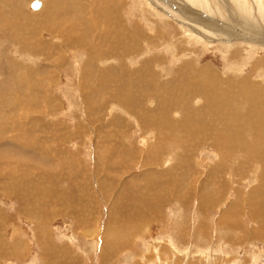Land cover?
I'll use <instances>...</instances> for the list:
<instances>
[{
	"label": "rangeland",
	"instance_id": "1",
	"mask_svg": "<svg viewBox=\"0 0 264 264\" xmlns=\"http://www.w3.org/2000/svg\"><path fill=\"white\" fill-rule=\"evenodd\" d=\"M33 1L35 0H12V2L0 0L2 19L12 24L9 28H4L5 31H0V163L4 160H11L17 163L19 161V163L26 165L22 169L24 168V174L27 176L25 175L23 179L19 180L22 186L26 189H31V184L35 183L33 181L38 180L37 183L41 185V192L42 187L45 191V193H42L43 197L50 199H41L39 201L37 200L38 196L32 199L33 203L46 205L44 210L50 209L51 206H62L57 215H50L49 212L44 211L42 215L36 218L35 213L39 211L34 212L30 207V203H28L29 201L31 202L32 196L29 197L28 201L25 196H22L23 192H20L19 196L21 198L18 201L15 198L6 196L0 189V264H264V144H258L251 149L249 147L222 150L220 155L208 146L201 147L203 150L199 147L202 151L198 148L200 152L196 154L197 156L195 155L194 162L186 161L187 164L183 162L185 164L183 165L180 161L183 156L179 154L180 152L183 153V147L181 148L173 141L169 142L165 136L167 132H158L151 126L148 127V120L145 118L146 112L151 111L152 107H154L152 110H156L157 106V109L166 112L167 117L175 116L174 119H178L181 113L180 107L185 104V101L183 93H180L182 85L177 82L175 73L185 61H193L197 58L199 66L208 65L211 69L215 67L223 75L232 77L236 75V78H239L242 70L248 71L250 65L255 63L256 59L264 57V49H262L264 47L249 49L251 44L240 39L238 35L234 34L235 37L232 36V32L228 29H226L228 34L225 33L222 36V34H210L205 29L198 28L207 33L206 36L209 35L211 36L210 38L217 39L216 44H211L208 37L202 38L200 35L194 34L195 27H191L190 24V30L185 27L186 16L202 13H193L184 2L185 0H37L43 4V7L36 12L30 9ZM217 1L213 0V2ZM243 1L244 3L249 1V4L253 6L259 3V0ZM46 2H49V5ZM110 3L113 6H110ZM111 8L115 10L114 28L121 34L124 31L129 34V37L131 35L137 37V53L134 55V52H131L133 58L130 56L129 60V54L123 57L126 67L122 70L118 69L114 80L109 77L102 78L99 75L100 70H103L105 66L117 65L118 62H121L119 50L115 49L116 46L114 45L115 42H118V38L115 33L112 34V30L109 28V22H111V27L113 22L109 20L110 16L113 17V14H109V10H112ZM7 11L18 12L25 16L23 18H14ZM48 11H58L60 15L58 14L53 18L49 16ZM104 18L106 19L104 20ZM205 19L208 18L205 16ZM26 20H29V23ZM99 20L102 21L99 22ZM61 21L63 22L61 23ZM0 24H4V22L1 20ZM108 30L107 42L106 33ZM188 31L192 32L195 37L187 39L185 34ZM227 36L228 38L232 36L233 40L231 42L224 40V37ZM90 37L91 39L88 40ZM64 38L65 42L70 44H65ZM36 40L38 44L35 43ZM125 40V47L129 49L131 40L128 37ZM45 41L48 46L43 44ZM77 41L79 42L77 43ZM206 41L209 43H206ZM59 45L62 46L60 47ZM106 50L110 51V53L112 51L115 53L117 62L105 56ZM245 51L246 53L249 52V55H245ZM240 55L242 56L240 57ZM150 59H154L152 61L156 64L154 67L139 69L145 61ZM245 59L248 64L243 69L242 61ZM234 63H236V67L234 66L236 69L232 66ZM80 64L81 66H78ZM230 67L235 71L232 72ZM55 69L56 71H54ZM142 70L150 71L149 75L144 76L137 84L127 80L129 77L139 74ZM53 71L54 74H52ZM170 71L175 73L172 74ZM90 73L92 74L90 75ZM94 73L95 76L93 75ZM168 74L170 76L174 75L173 77L171 76L174 80L168 79L171 78ZM246 74L247 72L242 75ZM260 77L264 79V74H261ZM260 77L258 80L261 79ZM80 80H82L81 84ZM53 81L55 82L53 83ZM167 82H171L172 86ZM172 82L175 85L179 84L180 87H173L174 84ZM89 85H91L90 88H88ZM148 86L150 89H148ZM124 87L127 89H124ZM169 88H172L174 92L166 93L165 90ZM88 90L91 93H88ZM101 91L103 95H101ZM119 92L120 94L115 96ZM85 94H88L87 96L91 100L86 98ZM151 94L152 96H149ZM135 95L142 98L137 97L136 99ZM47 100L49 101L47 102ZM95 101L97 103H94ZM147 102L149 103L148 106ZM132 103L134 105L139 103L140 106L137 107L135 105L136 108L131 105ZM162 103L165 107H161ZM125 104L128 107L124 106ZM172 105H174V108ZM134 109L139 111L135 112ZM140 112L141 114L143 113V116ZM141 116L145 118L144 121H147H142L143 118ZM120 119L124 121V125H119ZM128 126L131 127L129 128ZM29 130L31 133H29ZM94 131L95 134L93 135ZM54 133L58 134V138H53ZM126 134L128 137H126ZM129 135H132V137ZM162 135L165 137H161ZM105 136L107 137L106 139ZM154 138L156 140L163 139L166 142L163 145L167 144L168 148L163 150L162 147L155 146L154 142L156 140L154 141ZM170 139L181 140L182 136L177 134L176 136H171ZM24 140L25 142L29 140L39 141V144L44 149L42 156L40 157L36 151H22L19 145ZM150 144H152V148H149ZM34 148H38L37 143H35ZM146 148L148 149L146 150ZM162 150L167 155L162 153ZM259 150L261 152H258ZM174 151L176 152L175 154ZM123 155L126 156V159H124L125 156L123 157ZM161 155L162 157H160ZM218 155L224 159L221 160ZM236 155L239 156L235 157ZM172 157L175 159L171 160ZM118 158L119 160H117ZM255 158L256 161H253ZM23 159L25 162H23ZM209 162L214 165L211 163L212 166L210 167ZM236 162L241 166L236 172L238 175L236 174L234 180L232 177V179H229L228 172L224 169L238 166ZM173 164L186 171L188 173L187 177L194 178L186 182L181 179V182V177H179L174 185L175 187L173 186L171 189L170 187H164L165 181L163 180L164 176H162L164 173L160 174L158 171H165L163 169ZM188 164H190V167ZM257 167H260V169H257ZM240 170L241 172H239ZM16 171L18 173L22 172L17 169ZM2 172H7V170ZM209 173L212 176L214 175L212 177L214 182H211V178V183L209 181L204 183V176ZM14 174L16 173L14 172ZM223 175H226L228 180L221 179ZM37 177L42 178V184L40 178ZM195 177L197 182L193 183ZM15 178L18 177L15 176ZM215 179L219 180L217 181L218 183ZM151 183L153 184L152 186H150ZM177 186L178 188H176ZM126 187L130 188L131 191L129 198L126 196ZM36 191H38L37 188L34 191V195ZM38 192H36L37 195ZM171 192L174 193L172 194ZM186 192L189 194L188 201H186V204L187 202L188 204L183 205L184 202L175 199V196L182 194L184 197ZM199 196L204 197L202 199ZM50 202H53V204L50 205ZM236 202L239 206L236 205ZM239 202H241V206ZM70 205L73 208L69 207ZM149 206L151 209H149ZM228 206L231 210L228 209ZM260 207H263V210ZM135 210L137 212L138 210L143 211V213L141 212L142 214L137 216ZM261 210L262 212H260ZM121 212L126 217L131 214L135 215L137 218L135 230L132 231V229H127L126 226L118 224ZM250 212H252V216ZM228 213H230V216H228ZM261 213L263 216H258ZM147 215L148 217H146ZM149 217L151 219L146 220ZM233 226L235 229H233ZM37 227L38 229L42 227L39 234L36 231ZM257 232L263 235L261 236ZM45 240L46 244L44 243ZM6 245L8 247L15 246L17 250L15 249L16 253H13L14 256L6 258L4 257L6 253L1 255V251L5 252ZM179 250L182 251L179 252Z\"/></svg>",
	"mask_w": 264,
	"mask_h": 264
},
{
	"label": "bare ground",
	"instance_id": "2",
	"mask_svg": "<svg viewBox=\"0 0 264 264\" xmlns=\"http://www.w3.org/2000/svg\"><path fill=\"white\" fill-rule=\"evenodd\" d=\"M2 1H11L12 0H2ZM56 1V0H55ZM65 1V0H64ZM216 1V0H215ZM248 1V0H247ZM252 1H255V0H252ZM15 2V1H14ZM39 2V1H38ZM95 2V1H94ZM103 2V1H102ZM187 6L189 7V9L193 12V13H202V14H199V15H194V16H189L187 15L186 16V25L185 27H187L188 29L190 28V25L191 27H195V32L194 34H197V35H200L202 38H205V37H208L210 39V43H214L216 44L217 43V39H213V38H210L211 36H206L207 33H204L202 30L198 29V28H203L205 29L208 33L210 34H214V35H221L223 36V34H228L226 32V29H228L229 31L232 32V36L235 35H238L240 39H243L245 41H247L249 44H251V48L249 47V49H252V48H255L257 49L256 47H264V0H259V3L255 4V6L249 4V1L246 3H244L243 0H218L217 2H213V0H185L184 1ZM40 3V2H39ZM49 3V2H48ZM46 2V4H48ZM80 3V2H79ZM4 4V3H3ZM41 6L40 8L42 9L43 7V4L40 3ZM111 4V3H110ZM254 4V3H253ZM5 5V4H4ZM49 5V4H48ZM50 5H51V2H50ZM54 5V4H53ZM61 5V3H60ZM102 5V4H101ZM107 5V4H105ZM120 5H121V2H120ZM119 5V6H120ZM181 5V4H180ZM183 5V4H182ZM76 6V5H75ZM74 6V7H75ZM96 6V5H95ZM108 7L110 6H113L112 4L109 6L107 5ZM176 6V5H175ZM5 7V6H3ZM61 7V6H60ZM98 8H100L99 6H97ZM106 7V6H105ZM117 7V6H116ZM171 7V6H170ZM169 7V8H170ZM182 7H186V6H182ZM7 8V7H5ZM40 8H38L37 10H34V9H30L33 10V11H38ZM89 8V7H88ZM96 8V9H98ZM12 9V8H11ZM40 9V10H41ZM55 9V8H54ZM75 9H78V8H75ZM112 9V8H111ZM180 9V8H178ZM0 10H2V8H0ZM16 10V9H15ZM66 10V8H65ZM90 10V9H89ZM102 10V9H101ZM184 11V9H182ZM45 11V10H44ZM8 14H11L14 18H17V17H24L25 15H22V14H19L18 12L17 13H12V11H7ZM106 12V11H105ZM49 14V16L51 17H56L58 14L60 15V12L58 11H48L47 12ZM81 13V12H80ZM87 13V12H86ZM103 13V12H102ZM107 13V12H106ZM114 13H115V10L112 9V10H109V14H113V17L110 16L109 17V20L110 21H113L112 22V27H111V22H109V28L112 30V34L115 33L117 38H118V42H115L114 45L116 46L115 49H118L119 50V53H120V57H121V62L116 65H113V66H105V68L103 70H100L99 72V75L102 77V78H107L109 77L111 80H114L116 79V76H117V71L118 69L122 70L124 69V67H126L125 63H124V60H123V57H125L126 55L129 54V58L128 60L130 59V56L133 58V55H131V52H134V55L137 53V37H135V35H131V37H129V34L125 33L123 31V33L121 34L120 32H118L115 28H114ZM181 13V12H180ZM183 13V12H182ZM171 14V13H170ZM40 15V14H39ZM66 15V14H65ZM78 15V14H77ZM80 15V14H79ZM82 15V13H81ZM98 15V14H97ZM182 15V14H181ZM201 15H205L208 19H205V16H201ZM185 16V15H184ZM9 17V16H8ZM12 17V18H13ZM87 17V15H86ZM93 17V16H92ZM96 17V16H94ZM161 17V16H160ZM177 17V16H176ZM180 17V16H179ZM75 18V17H74ZM101 18V17H100ZM99 18V19H100ZM9 19V18H8ZM39 19V18H37ZM42 19V18H41ZM47 19V17H46ZM63 19V18H62ZM79 19V18H78ZM103 19V18H102ZM106 18H104L105 20ZM181 19V17H180ZM1 20L4 22V24H0V31L3 32L5 31V29H7V27L9 28L12 24L9 23V21H4V19H2V14L0 12V22ZM14 20V19H13ZM44 20V19H43ZM52 20V19H51ZM64 20V19H63ZM66 20V19H65ZM88 20V19H87ZM92 20V18H91ZM103 20V21H104ZM28 21L29 23V20H26ZM46 21V20H45ZM102 21V20H99V22ZM183 21H184V18H183ZM24 22V21H23ZM22 22V23H23ZM48 22V21H47ZM57 22V21H56ZM63 21H61L62 23ZM92 22V21H91ZM13 23V22H12ZM26 23V22H25ZM68 23V22H67ZM72 23V22H71ZM88 23V22H87ZM105 23V22H103ZM75 24V23H74ZM106 24V23H105ZM190 24V25H189ZM26 25V24H25ZM68 25V24H67ZM48 26V24H47ZM89 26V25H87ZM119 26V25H117ZM121 26V25H120ZM124 26V25H123ZM126 26V25H125ZM60 27V26H59ZM91 27V26H90ZM61 28V27H60ZM70 28V27H69ZM74 28V27H73ZM79 28V27H78ZM76 28V29H78ZM186 28V29H187ZM25 29V28H24ZM51 29V28H50ZM109 29V30H110ZM119 29V27H118ZM187 29V30H188ZM191 29V28H190ZM189 29V30H190ZM48 30V28H47ZM65 30V29H64ZM74 30V29H73ZM109 30L107 31L106 33V40L108 42V33H109ZM185 30V31H187ZM70 31V30H69ZM95 31V30H94ZM30 32V31H29ZM41 32V31H40ZM53 32V31H52ZM59 32V31H58ZM61 32V31H60ZM80 32V31H79ZM97 32V31H96ZM102 32V31H101ZM106 32V31H105ZM32 33V32H31ZM49 33V32H48ZM68 33V32H67ZM71 33V32H70ZM84 33V32H83ZM185 33V32H184ZM261 33V34H259ZM54 34V33H53ZM60 34V33H59ZM69 34V33H68ZM101 34V33H100ZM192 32L188 31L186 32L185 34V37L188 38H194L195 35H194ZM40 35V34H39ZM230 35V34H229ZM55 36V35H54ZM57 36V35H56ZM74 36V35H73ZM79 36V35H78ZM89 36V35H88ZM225 36V35H224ZM229 37H224V40H227V41H230L233 40V38ZM62 37V36H60ZM71 37V36H70ZM69 37V38H70ZM77 37V35H76ZM84 37V36H83ZM128 37L131 42L129 44V49H127L125 47V38ZM235 37V36H234ZM52 38V37H51ZM88 38V37H87ZM86 38V39H87ZM58 39V38H57ZM75 39V38H74ZM82 39V38H81ZM91 37L88 39L90 40ZM96 39V38H95ZM198 39V38H196ZM238 39V38H237ZM40 40V39H38ZM42 40V39H41ZM49 40V39H48ZM61 40V39H60ZM76 40V39H75ZM85 40V39H84ZM84 40H82L84 42ZM97 40V39H96ZM199 40V39H198ZM219 40V39H218ZM65 38H64V43L65 44H70V43H67L65 42ZM69 41V40H68ZM71 41V40H70ZM93 41V40H92ZM191 41V40H190ZM200 41V40H199ZM37 42V40L35 41V43ZM46 42V41H45ZM43 42V44L47 45V42L45 43ZM76 42V41H75ZM79 41H77L78 43ZM89 42V41H88ZM202 42V41H201ZM204 42V41H203ZM223 42V41H222ZM76 43V44H77ZM200 43V42H199ZM206 43H209L206 41ZM205 43V44H206ZM233 43V42H232ZM38 44V43H36ZM40 44V43H39ZM42 44V45H43ZM60 44V43H59ZM80 44V43H79ZM90 44V43H89ZM104 44V43H103ZM201 44V43H200ZM203 44V43H202ZM237 44V42H236ZM240 44V43H239ZM248 44V45H249ZM78 45V44H77ZM186 45V44H185ZM208 45V44H207ZM224 45V44H223ZM232 45V44H231ZM235 45V44H234ZM241 45L243 46V43L241 42ZM240 45V46H241ZM254 45V46H252ZM48 46V45H47ZM46 46V47H47ZM60 47L62 45H59ZM66 46V45H65ZM97 46V45H96ZM95 46V47H96ZM105 46V45H104ZM218 46V45H217ZM233 46V45H232ZM250 46V45H249ZM42 47V46H41ZM45 47V46H44ZM43 47V48H44ZM71 47V46H70ZM84 47V46H83ZM90 47V46H89ZM94 47V46H93ZM101 47V46H100ZM99 47V48H100ZM219 47V46H218ZM235 47V46H233ZM247 47V46H246ZM34 48V47H33ZM50 48V47H49ZM52 48V47H51ZM56 48V47H55ZM99 48H98V51H99ZM139 48V47H138ZM232 48V47H231ZM88 49V48H87ZM95 49V48H94ZM186 49V48H185ZM190 49V48H189ZM217 49V48H215ZM222 49V48H221ZM229 49V48H228ZM254 49V50H255ZM264 49V48H262ZM38 50V49H37ZM54 50V49H53ZM97 50V49H96ZM95 50V51H96ZM253 50V49H252ZM259 50V48H258ZM23 51V50H22ZM25 51V50H24ZM28 51V50H27ZM61 51V49H60ZM75 51V50H74ZM89 51V50H88ZM220 51V49H219ZM240 51V50H239ZM250 51V50H249ZM17 52V51H16ZM54 52H57V51H54ZM72 52V50H71ZM45 53V52H44ZM59 53V51H58ZM68 54V52H66ZM223 53V52H222ZM46 54V53H45ZM133 54V53H132ZM245 55H249V52L244 53ZM34 55V54H32ZM37 55V54H36ZM40 55V53H39ZM38 55V56H39ZM43 55V54H42ZM51 55V54H50ZM58 55V54H57ZM60 56V54H59ZM68 56V55H67ZM106 57H109L110 59L114 60L117 62L116 60V55L115 53L112 51L110 53V51L106 50V54H105ZM104 56V58H105ZM242 55H240L241 57ZM28 57V56H27ZM47 57V56H46ZM49 57V56H48ZM53 57V56H52ZM245 57H248V56H245ZM249 58V57H248ZM58 59V58H57ZM126 59V58H125ZM136 59V58H134ZM63 60V59H62ZM85 60H90V59H85ZM99 60V59H98ZM101 60V59H100ZM154 59H150V60H147L145 61L141 67H139V69H148L149 67L152 68L154 67L155 62H152ZM39 61V60H38ZM103 61V60H102ZM231 61V60H230ZM237 61V60H236ZM64 62V61H63ZM82 62V61H81ZM129 62V61H128ZM228 62V61H226ZM225 62V63H226ZM243 64H242V68L244 69V67L246 66V64H248V62H246V59L244 61H242ZM84 63V62H82ZM105 63V62H104ZM103 63V64H104ZM237 63V62H236ZM236 63H234L232 66L236 67ZM38 64V63H36ZM59 64V63H58ZM96 64V63H95ZM94 64V65H95ZM99 64V63H98ZM97 64V66H98ZM131 64V63H130ZM162 65V64H161ZM202 65V64H201ZM231 65V64H230ZM238 65V64H237ZM50 66V65H49ZM66 66V65H65ZM64 66V67H65ZM78 66H81L78 65ZM77 66V67H78ZM86 66V65H85ZM89 66V65H88ZM102 66V65H100ZM120 66V67H119ZM160 66V64H159ZM41 68V66H39ZM232 67V68H233ZM234 67V69H236ZM240 67V65H239ZM15 68V67H14ZM63 68V67H62ZM61 68V69H62ZM91 68V67H89ZM130 68V67H129ZM128 68V69H129ZM178 68V67H177ZM226 68V67H225ZM238 68V67H237ZM16 69V68H15ZM84 69H86L84 67ZM91 69H94V68H91ZM156 69V68H155ZM231 69V67H230ZM248 69V68H247ZM46 70V69H44ZM58 70H59V67H58ZM82 71V69H80ZM173 70V69H172ZM232 70V69H231ZM239 70V69H238ZM38 71V70H37ZM47 71V70H46ZM56 71V69L54 70ZM54 71L52 74H54ZM87 71V69H86ZM89 71H92V70H89ZM94 71V70H93ZM92 71V72H93ZM96 71V70H95ZM157 71V69H156ZM230 71V70H229ZM228 71V72H229ZM235 71V70H234ZM232 70V72H234ZM21 72V71H20ZM50 72V71H49ZM52 72V70H51ZM85 72V70H84ZM150 72V71H149ZM149 72L147 70H142L139 74H136L134 75L133 77H129L127 80L131 83H138V81L140 79H142L144 76H148L149 75ZM158 72V71H157ZM172 71H170L171 73ZM226 72H227V68H226ZM245 72H247L246 75H242L244 74ZM14 73V72H13ZM25 73V72H23ZM86 73V72H85ZM124 73V72H123ZM175 73V72H174ZM172 72V74H174ZM225 73V72H223ZM240 73V71H239ZM16 74V72H15ZM61 74V73H60ZM78 74V73H77ZM81 74V73H80ZM87 74V73H86ZM92 73H90L91 75ZM130 74V73H129ZM241 74V73H240ZM242 74L239 78H236L237 76L235 75V77H232V76H229V75H223L221 73L218 72L217 69H215V67H212V69L210 68V66L206 65V66H199V61L197 60V58L195 60H187L185 61V63H183L179 70H177V72L175 73V78L177 80L178 83H180L182 85V89L180 87V85H175L173 82V87L175 86H179L180 87V90L181 92L180 93H183V97H184V101H185V104L180 107L181 108V113L178 117V119H174V117H167L166 116V112L165 111H161L159 109H157V106H156V110H152L154 107H152L151 111H147L146 112V116L145 118L148 120V127L151 126L155 131H158V132H167V135L166 138L167 140L170 142V141H173L175 143H177L179 146H181V148L183 147V153L184 155H182L183 153L180 152L179 154L181 156H183L180 161L181 163L183 164V162L185 164H187L186 161H190V162H194L195 160V155L196 154H199L198 152L202 151L203 149L201 147H204V146H208L209 148H211L212 150H214L216 153H218L220 155V151L222 150H232L234 148H253L255 146H257L258 144H261L263 143L264 144V79L261 76V74H264V57H260L258 59H256V62L255 63H252L250 65V68L248 71H245V70H242ZM14 75V74H13ZM55 75H57L55 73ZM89 75V74H88ZM95 76V73L93 74ZM127 75V74H125ZM170 76V74H168ZM234 75V74H232ZM26 76V75H25ZM29 76V75H28ZM43 76V75H42ZM47 76V75H46ZM79 76V75H77ZM86 76V75H85ZM157 76H160V75H157ZM172 76V75H171ZM170 76V77H171ZM174 76V75H173ZM172 76V77H173ZM239 76V75H238ZM16 77V76H15ZM24 77V76H23ZM35 77V76H34ZM76 77V76H75ZM81 77V76H79ZM84 77V76H83ZM122 77H124V75H122ZM168 78V79H173V78ZM259 77L261 78L260 80ZM50 78V77H49ZM54 78V77H53ZM56 78V77H55ZM58 78V77H57ZM78 78V77H77ZM86 78V77H84ZM95 78V77H94ZM257 78V80H256ZM15 79V78H14ZM19 79V78H18ZM36 79V78H35ZM48 79V78H47ZM83 79V78H81ZM98 79V78H96ZM100 79V78H99ZM27 80V78H26ZM38 80V78H37ZM79 80V79H78ZM77 80V81H78ZM84 80V79H83ZM87 80V79H85ZM94 80V79H93ZM174 80V79H173ZM171 80V81H173ZM175 80V81H176ZM56 81V80H55ZM53 81V83L55 82ZM58 81V79H57ZM81 81L80 80V84H81ZM90 81V80H89ZM97 81V80H96ZM166 81H168L166 79ZM170 81V80H169ZM25 82V81H24ZM34 82V81H33ZM126 83H128L127 81H125ZM44 83V82H43ZM48 83V82H47ZM95 83V82H94ZM111 83V81H110ZM165 83V82H164ZM167 83H170L169 85H171V82H167ZM166 83V85H167ZM176 83V82H175ZM51 84V83H50ZM98 84V83H97ZM78 85V83H77ZM130 85V84H129ZM21 86V85H20ZM33 86V85H32ZM79 86V85H78ZM91 85H89L88 88H90ZM97 86V85H96ZM112 86V84H111ZM172 86V85H171ZM38 87V86H37ZM85 87V86H83ZM103 87V85H102ZM109 87V86H107ZM127 87V86H126ZM131 87V86H130ZM133 87V86H132ZM86 88V87H85ZM95 88V87H94ZM93 88V90H94ZM100 88V87H99ZM115 88V87H114ZM117 88V87H116ZM128 88V87H127ZM124 87V89H127ZM135 88V87H134ZM145 88V87H144ZM118 89V88H117ZM136 89V88H135ZM148 89H150V87L148 86ZM152 89V87H151ZM154 89V88H153ZM36 90V89H35ZM38 90V89H37ZM91 89V91H93ZM97 90H98V87H97ZM96 90V91H97ZM101 90V88H100ZM130 90V89H128ZM143 90V89H142ZM85 91V90H84ZM99 91V90H98ZM106 91V90H105ZM117 91V90H116ZM123 91V90H122ZM144 91V90H143ZM149 91V90H147ZM30 92V91H29ZM34 92V91H33ZM94 92V91H93ZM100 92V91H99ZM110 92V91H109ZM127 92V91H126ZM140 92H141V89H140ZM155 92V91H154ZM166 93H173L174 90L172 88H169V89H166L165 90ZM41 93V92H40ZM88 93H91L89 92L88 90ZM81 94V93H80ZM84 94V93H83ZM108 94V93H107ZM120 92L118 94H115L116 95H119ZM131 94V93H130ZM139 94V93H137ZM150 94V93H149ZM178 94V93H177ZM176 94V95H177ZM88 95V94H87ZM85 94V96H87ZM90 95V94H89ZM101 95L102 94V91H101ZM122 95V93H121ZM180 95V94H179ZM81 96V95H80ZM92 96V95H91ZM105 96V95H104ZM103 96V97H104ZM149 96H152L149 95ZM94 97V96H93ZM96 97V96H95ZM136 97V95H135ZM138 97V95H137ZM136 97V99H137ZM140 99L142 98L141 96H139ZM138 97V98H139ZM166 97V96H165ZM22 98V97H21ZM86 98H89L88 96ZM110 98V97H109ZM129 98V96H128ZM131 98V97H130ZM147 98H150V97H147ZM155 98V97H154ZM163 98V97H162ZM107 99V98H106ZM111 99V98H110ZM135 99V98H134ZM135 99V100H136ZM150 99H153V98H150ZM186 99H187V102H186ZM29 100V99H28ZM86 100V99H85ZM89 100H91L89 98ZM95 100V99H94ZM102 100V99H100ZM121 100V99H120ZM132 100V99H130ZM139 100V99H138ZM145 100H147L145 98ZM160 100V99H159ZM168 100V99H167ZM173 100V99H172ZM183 100V99H182ZM49 100H47L48 102ZM93 101V100H92ZM119 101V100H118ZM143 101V100H142ZM148 101V100H147ZM181 101V99H180ZM44 102V101H43ZM51 102V101H50ZM49 102V103H50ZM88 102V101H86ZM128 102V101H127ZM131 102V101H130ZM136 102V101H135ZM139 102V101H137ZM150 102V101H149ZM151 102H153L151 100ZM150 102V103H151ZM163 102V101H161ZM166 102V101H165ZM164 102V103H165ZM174 102V101H173ZM34 103V102H33ZM45 103V102H44ZM90 103V101H89ZM94 103H97L96 101ZM104 103V102H103ZM107 103V102H106ZM114 103V102H113ZM121 103H122V100H121ZM126 103V102H125ZM143 103V102H142ZM141 103V104H142ZM148 103V102H147ZM169 103H170V100H169ZM199 103V104H197ZM24 104H25V100H24ZM38 104V103H37ZM55 104V103H54ZM127 104V103H126ZM126 104L124 106H126ZM179 104H182V103H179ZM39 105V104H38ZM46 105V104H45ZM52 105V103H51ZM88 105V104H87ZM109 105V104H108ZM130 105V104H129ZM131 105H134V103H132ZM130 105V106H131ZM136 105V104H135ZM134 105V106H135ZM143 105H145V103H143ZM149 105V103L147 104V106ZM177 105V104H176ZM25 106V105H24ZM92 106V104H91ZM104 106V105H103ZM118 106V105H117ZM137 107L140 106L139 103L138 105H136ZM135 106V107H136ZM142 106V105H141ZM152 106V104H151ZM150 106V107H151ZM155 106V105H154ZM159 106V105H158ZM164 106L163 103L161 105V107ZM174 105H172L173 107ZM54 107V106H53ZM86 107V105H85ZM89 107V106H88ZM87 107V108H88ZM96 107V106H95ZM128 107V106H126ZM125 107V108H126ZM136 107V108H137ZM143 107V106H142ZM145 107V106H144ZM160 107V108H161ZM165 107V106H164ZM47 108V106H46ZM100 108V107H99ZM117 108V107H116ZM119 108V107H118ZM134 108V107H133ZM133 108H129V109H133ZM174 108V107H173ZM85 109V108H84ZM91 109V107H90ZM102 109V107H101ZM106 109V108H105ZM128 109V108H127ZM149 109V108H148ZM57 110V109H56ZM93 110V108L91 109ZM97 110V109H96ZM124 110V109H123ZM138 110V109H137ZM136 110V111H137ZM143 110V109H142ZM146 110V109H145ZM144 110V111H145ZM164 110V109H163ZM169 110V109H168ZM171 110V109H170ZM18 111V110H17ZM38 111V110H37ZM100 111V110H99ZM135 111V109H134ZM135 111V112H136ZM139 111V110H138ZM172 111V110H171ZM90 112V110H89ZM98 112V111H97ZM109 112V111H108ZM48 113V112H47ZM84 113V112H83ZM121 113V112H120ZM124 113H126L124 111ZM22 114V113H21ZM24 114V113H23ZM38 114V113H37ZM141 114V112H140ZM143 114V113H142ZM141 114V115H142ZM173 114V113H172ZM175 114V113H174ZM25 115V114H24ZM36 115V114H35ZM89 115V113H88ZM92 115V114H91ZM96 115V114H95ZM129 115V114H128ZM176 115V114H175ZM31 116V115H30ZM85 116L87 117V115L85 114ZM143 116V115H142ZM141 116V117H142ZM22 117V116H21ZM83 117V116H82ZM114 117V116H113ZM134 117V116H132ZM140 117V116H139ZM138 117V118H139ZM27 118V117H26ZM33 118V117H32ZM93 118V117H92ZM143 118V117H142ZM141 118V119H142ZM142 121H144V119ZM14 119V118H13ZM35 119V118H33ZM16 120V119H15ZM38 120V119H37ZM114 120V118H113ZM121 120V119H120ZM146 120V121H147ZM18 121V120H17ZM16 121V122H17ZM22 121V120H21ZM98 121V119H97ZM127 121V120H126ZM136 121V120H135ZM144 121V122H146ZM91 122V121H90ZM96 122V121H95ZM25 123V122H24ZM17 124V123H16ZM41 124V123H40ZM114 124V123H113ZM124 121L121 120V122H119V125H124ZM128 124V123H127ZM134 124V123H133ZM142 124V123H141ZM24 125V124H23ZM37 125V124H36ZM138 125V124H137ZM90 126V125H89ZM139 126V125H138ZM143 126V125H142ZM145 126V125H144ZM146 126V127H147ZM37 127V126H36ZM93 127V126H92ZM129 127V126H128ZM131 127V126H130ZM129 127V128H130ZM140 127V126H139ZM39 128V126H38ZM76 128V127H75ZM127 128V127H125ZM133 128V127H132ZM138 128V127H137ZM6 129V128H5ZM31 129V127H30ZM37 129V128H36ZM97 129V128H96ZM120 129V128H119ZM122 129V128H121ZM124 129V128H123ZM10 130V129H9ZM131 130V129H130ZM151 130V129H150ZM34 131V130H33ZM32 131V132H33ZM77 131V130H76ZM137 131V130H136ZM81 132V131H80ZM97 132V131H96ZM125 132V130H124ZM129 132V131H128ZM135 132V131H134ZM133 132V134H134ZM29 133H31V131L29 130ZM60 133V132H59ZM107 133V132H106ZM116 133V132H115ZM126 133V132H125ZM124 133V134H125ZM130 133V132H129ZM148 133V132H147ZM71 134V133H70ZM84 134V133H83ZM89 134V133H88ZM95 134V131L93 133V135ZM132 134V133H131ZM177 134L181 135L182 136V139L181 140H172L170 139L171 136H176ZM112 135V134H111ZM115 135V134H114ZM161 135V134H160ZM24 136V135H23ZM92 136V135H91ZM122 136V135H121ZM132 137V135H129ZM150 136V135H149ZM152 136V135H151ZM165 136H161V137H165ZM52 137V136H51ZM57 137L58 138V134L57 133H54L53 135V138ZM98 137V136H97ZM126 137H128V135L126 134ZM157 137V136H156ZM160 137V136H159ZM30 138H33V137H30ZM90 138V137H89ZM107 137L105 136V139ZM165 138V139H166ZM178 138V137H177ZM95 139H96V136H95ZM113 139V138H112ZM153 139V137H152ZM159 139V138H158ZM176 139V138H175ZM13 140V139H12ZM116 140V139H115ZM130 140V139H129ZM145 140V139H144ZM156 139L154 138V141ZM123 141H126V140H123ZM122 141V142H123ZM153 141V142H154ZM107 142V141H106ZM119 142V141H118ZM148 142V141H147ZM35 143H37L38 145V148H34L35 147ZM117 143V142H116ZM149 143V142H148ZM157 146V147H162L163 150L164 149H167L168 148V145H163L164 143H166L163 139H159V140H156L154 142ZM168 143V142H167ZM122 144V143H121ZM124 144V143H123ZM169 144V143H168ZM100 145V144H98ZM120 145V144H119ZM144 145V144H143ZM172 145V144H171ZM170 145V147H171ZM21 147V150L23 151H36L39 153V156L41 157L43 152H44V149L43 147L41 146V144H39V141L37 142H34L33 140H29L27 142H24L23 143H20L19 145ZM110 146V145H109ZM148 146V145H147ZM152 144H150L149 148H152L151 147ZM173 146V145H172ZM156 147V148H157ZM202 149H200V148ZM108 148V147H107ZM155 148V147H154ZM161 148V149H162ZM174 148V147H173ZM198 148L200 149V151L198 150ZM129 149V148H128ZM148 148H146L147 150ZM159 150V148H157ZM170 149V148H169ZM260 149V148H258ZM20 150V149H19ZM100 150V149H99ZM110 150V149H109ZM162 150V153H165L164 151ZM176 150V149H175ZM238 150V149H237ZM103 151V150H101ZM167 151V150H165ZM177 151V150H176ZM249 151V150H248ZM93 152V151H92ZM109 152V151H108ZM123 152V151H122ZM126 152V151H124ZM128 152V151H127ZM130 152V151H129ZM137 152V151H136ZM153 152V151H152ZM251 152V150H250ZM249 152V153H250ZM258 152H261L260 150ZM4 153V152H3ZM21 153V152H20ZM95 153V152H94ZM105 153V152H104ZM151 153V152H149ZM148 153V154H149ZM171 153V152H170ZM176 152L174 151V154ZM246 153V152H245ZM254 153V152H253ZM19 154V153H18ZM36 154V153H35ZM146 154V153H145ZM154 154V153H153ZM258 154V153H257ZM21 155V154H20ZM38 155V154H37ZM130 155V154H129ZM156 155V153H155ZM159 155V154H158ZM157 155V157H158ZM165 155H167L165 153ZM164 155V156H165ZM172 155V153H171ZM218 157L223 160L224 158L219 156ZM242 155V154H241ZM13 156V155H12ZM44 156V155H43ZM107 157L109 155H106ZM125 155H123L124 157ZM131 156V155H130ZM173 156V155H172ZM197 156V155H196ZM239 156V155H238ZM237 155L235 157H238ZM257 156V155H256ZM7 157V156H5ZM39 157V158H40ZM98 157V156H97ZM110 157V156H109ZM150 157V156H148ZM155 157V156H154ZM162 157V155L160 156ZM167 157V156H165ZM168 157H169V154H168ZM175 157V155L173 156ZM172 157L171 160H174ZM234 157V156H233ZM247 157H248V154H247ZM255 157V156H254ZM253 157V158H254ZM4 158V157H3ZM2 158V160H3ZM17 158V157H16ZM263 158V157H262ZM8 159V158H7ZM13 159V158H12ZM18 159V158H17ZM108 159V158H107ZM126 159V156L125 158ZM161 159V158H160ZM179 159V158H178ZM192 159V160H191ZM237 159V158H236ZM247 159V158H246ZM20 160V159H19ZM24 160V159H23ZM95 160V159H94ZM110 160V159H109ZM119 160V158L117 159ZM177 160V159H176ZM235 160V159H234ZM249 160V159H248ZM253 160V159H252ZM259 161V159H257ZM261 160V158H260ZM264 160V159H263ZM15 161V160H14ZM107 161V160H106ZM237 161V160H236ZM243 161V160H242ZM246 161V160H245ZM244 161V162H245ZM253 161H256V158L255 160ZM25 162V160L23 161ZM108 162V161H107ZM165 162V161H163ZM167 162V161H166ZM189 162V163H190ZM202 162V161H201ZM225 162V161H223ZM232 162H234L232 160ZM252 162V161H251ZM111 163V162H110ZM210 163V162H209ZM212 163V162H211ZM210 163V167L212 166V164ZM217 163V162H216ZM221 163V162H220ZM227 163V162H225ZM224 163V164H225ZM264 163V162H263ZM176 164V163H174ZM172 165V166H169L167 167L166 169H163L165 171H158L160 172V174H163L162 176H164V181H165V184H164V187H167L170 189L175 185V183L177 182V179L180 178V181L181 179L183 181H188L189 179L191 178H194V177H187L188 176V173L184 170H181V168L177 165ZM183 164V165H185ZM192 164V163H191ZM200 164V163H199ZM198 164V165H199ZM229 164V163H228ZM236 164L238 165V163L236 162ZM248 164V163H247ZM251 164V163H249ZM180 165V164H179ZM189 167H190V164H188ZM193 165V164H192ZM197 165V166H198ZM214 165V164H213ZM222 165V163H221ZM231 165V164H230ZM246 165V164H245ZM257 165V164H256ZM0 189L3 191V193L8 196V197H11V198H15L16 200L20 201V192H23V197L25 196V199L27 198L28 201H29V197H31V202L29 201L28 203H30V207L33 209L34 212L36 211H39L37 214L35 213V216L37 218V216L39 215H42V213H44V211L46 212H49L50 215L53 214V215H57V213L60 211V207L58 206H49L50 209H45L46 208V205H43V204H39V203H33L32 202V199H35L39 196V198H37V200H41V199H47V200H50L49 198H44L42 193H45L44 191V188L42 187V192H41V185L38 184V180L36 181H33L35 183H32L31 184V189H26L25 187L22 186V183L19 181L21 179H23L25 177L26 174H24V171L22 169V167H25L26 165L24 163H18L17 162H13L11 160H4L3 162L0 163ZM28 166V165H27ZM108 166V165H107ZM114 166V165H112ZM182 167V165H180ZM217 166V165H216ZM227 166V164H226ZM249 166V165H247ZM36 167V166H35ZM192 167V166H191ZM223 167H225V165H223ZM241 166H233L232 168H225L224 170L228 172V178L230 179L231 177L233 178H236V172H238L237 170H239L238 168H240ZM256 167V166H255ZM262 167V166H261ZM114 168V167H113ZM187 168V167H185ZM214 168V166H213ZM220 168V167H219ZM217 168V169H219ZM252 168V167H251ZM260 169V167H257V169ZM17 170H21L22 172H17ZM106 169V168H105ZM223 169V168H222ZM242 169V168H241ZM3 170H7V172H2ZM188 170V169H187ZM211 170V169H210ZM220 170V169H219ZM250 170V169H249ZM121 171V170H120ZM207 171V170H206ZM217 171V170H216ZM243 171V170H242ZM248 171V170H247ZM253 171V170H252ZM14 172L16 174H14ZM31 172V171H30ZM210 172V171H209ZM226 172V173H227ZM241 172V170L239 171ZM256 172V171H255ZM254 172V174H255ZM262 172V170H261ZM26 173V172H25ZM220 173V172H219ZM223 173V172H222ZM245 173V172H244ZM253 173V172H252ZM50 174V173H49ZM146 174V172H145ZM206 174V173H205ZM213 174V173H212ZM218 174V173H217ZM224 174V173H223ZM43 175V174H42ZM196 175V174H195ZM199 175V174H198ZM201 175V174H200ZM238 175V174H237ZM243 175V174H242ZM252 175V174H251ZM257 175V174H256ZM18 177V178H15ZM27 176V175H26ZM50 176V175H49ZM48 176V177H49ZM155 176V175H154ZM168 176V178H167ZM203 176V175H202ZM214 176V175H213ZM210 173L206 176H204V179H203V182L204 183H207L209 181V183L211 182H214L213 181V177ZM244 176V175H243ZM255 176V175H254ZM253 176V177H254ZM44 177V176H43ZM145 177V176H144ZM252 178V176H250ZM249 177V178H250ZM37 178H40V181H41V184L43 182L42 178L41 177H37ZM139 178V177H138ZM143 178V177H142ZM199 178V177H198ZM203 178V177H202ZM212 178V181L210 182ZM219 178V176H218ZM231 178V179H232ZM154 179V178H153ZM201 179V178H200ZM221 179H225V180H228L226 178V175H223L221 177ZM25 180V179H24ZM51 180V179H50ZM49 180V181H50ZM52 180H53V177H52ZM51 180V181H52ZM240 180V179H239ZM238 180V181H239ZM248 180V179H247ZM10 184H9V182ZM153 181V180H152ZM215 181H219L218 179H215ZM232 181V180H231ZM236 181V182H238ZM257 181V180H256ZM8 182V183H7ZM26 182V181H25ZM31 182V181H29ZM46 182V180H45ZM157 182V181H156ZM182 182V181H181ZM184 182V183H185ZM197 182V179L195 177V179H193V183H196ZM49 183V182H48ZM218 183V182H217ZM240 183V182H239ZM47 184V182H46ZM50 184V183H49ZM180 184V183H179ZM187 184V183H186ZM189 184V183H188ZM234 184V183H233ZM241 184V183H240ZM261 184V183H260ZM45 185V184H44ZM133 185V184H132ZM153 184L151 183L150 186H152ZM181 185V184H180ZM190 185V184H189ZM193 185H196V184H193ZM232 185V184H231ZM128 186V185H127ZM139 186V185H138ZM131 187V186H130ZM175 187V186H174ZM216 187V186H215ZM37 188V190L39 191H36L38 192V195L37 193L35 192V195H34V191L35 189ZM133 188V187H132ZM178 188V186L176 187ZM181 188V187H180ZM179 188V189H180ZM199 188V187H198ZM233 188V187H232ZM255 188V187H254ZM127 189V192H126V196L129 198L130 196V188L126 187ZM144 189V188H143ZM163 189V188H162ZM190 189V188H189ZM252 189V188H251ZM47 191V189H45ZM133 190V189H132ZM151 190V189H150ZM256 190V189H255ZM123 191V190H122ZM185 191V190H184ZM193 191V190H192ZM214 191V190H213ZM218 191V190H217ZM235 191V190H234ZM157 192V191H156ZM252 192V191H251ZM256 192V191H255ZM47 193H49V191H47ZM164 193V192H163ZM172 194L174 192H171ZM187 193V192H186ZM184 195L181 194L180 196H175V199L177 200H182L184 204H186V201H188V198H189V194L187 193ZM218 193V192H216ZM254 193V192H253ZM69 194V192H68ZM249 194H252V193H249ZM167 195V194H166ZM194 195V194H193ZM253 195V194H252ZM258 195V194H257ZM260 195V194H259ZM145 196V194H144ZM171 196V195H169ZM249 196V195H248ZM168 197V196H167ZM173 197V196H172ZM180 197V198H179ZM204 197V196H202ZM199 196V198H202ZM258 197V196H257ZM260 197V196H259ZM263 197V196H262ZM3 198H5L3 196ZM174 199V197H173ZM203 199V198H202ZM251 199V198H250ZM253 199V198H252ZM56 200V199H55ZM167 200V198H166ZM164 200V201H166ZM215 200V199H214ZM218 200V199H217ZM242 200V199H241ZM246 200V199H245ZM73 201V200H72ZM139 201V200H138ZM168 201V200H167ZM199 201V199H198ZM201 201V200H200ZM204 201H205V198H204ZM210 201V200H209ZM253 201V200H251ZM264 201V200H263ZM68 202V201H66ZM169 202V201H168ZM179 202V201H178ZM238 202V201H237ZM237 202H236V205H237ZM262 202V200H261ZM24 203V201H23ZM73 203V202H72ZM205 203V202H204ZM231 203V202H230ZM235 203V202H234ZM240 203V206H241V202ZM250 203V202H249ZM263 203V202H262ZM49 204V203H48ZM53 202H50V205H52ZM144 204V203H143ZM167 204V203H166ZM182 204V203H180ZM188 204V202H187ZM186 204V205H187ZM199 204V203H198ZM197 204V205H198ZM201 204V203H200ZM244 204V203H242ZM251 204V203H250ZM67 205V204H66ZM65 205V206H66ZM133 205V204H132ZM131 205V206H132ZM202 205V204H201ZM232 206V204H230ZM234 205V204H233ZM255 205V204H254ZM253 205V206H254ZM264 205V203H263ZM138 206V205H137ZM135 206V207H137ZM145 206V205H144ZM151 206V205H150ZM149 206V209H151V207ZM154 206V205H153ZM160 206V205H159ZM235 206V205H234ZM233 206V207H234ZM239 206V205H237ZM243 206V205H242ZM258 206V205H257ZM261 206V205H260ZM71 207V205L69 206ZM126 207V206H125ZM198 207V206H197ZM245 207V205H244ZM252 207V206H250ZM259 207V206H258ZM264 207V206H263ZM263 207L260 209L263 210ZM68 208V207H67ZM73 208V207H71ZM139 208V207H138ZM155 208V207H154ZM153 208V209H154ZM160 208V207H159ZM186 208V207H185ZM237 208V207H236ZM242 208V207H241ZM253 208V207H252ZM23 211L24 209L21 208ZM64 209V207H63ZM122 209V208H121ZM201 209V208H200ZM204 209V208H203ZM202 209V210H203ZM228 209L229 206H228ZM133 210V209H132ZM156 210V208H155ZM231 210V209H230ZM249 210V209H248ZM247 210V211H248ZM251 210V209H250ZM256 211V209H254ZM252 210V211H254ZM262 210L260 212H262ZM15 211V210H14ZM32 211V212H33ZM64 211V210H63ZM68 211V210H67ZM136 211V210H135ZM205 211V210H204ZM244 211V210H243ZM258 211V210H257ZM27 212V211H26ZM32 212H29V213H32ZM33 212V214H34ZM143 211H139L138 212L136 211V215L138 216L139 214H142ZM201 212V211H200ZM206 212V211H205ZM226 212V211H225ZM232 212V211H230ZM73 213V211H72ZM71 213V214H72ZM128 213V212H127ZM243 213V212H242ZM247 213V212H246ZM251 213V214H250ZM249 214L252 216V212H250ZM66 214V213H65ZM118 214V213H117ZM203 214V213H202ZM230 213H228V216ZM31 215V214H30ZM254 215V214H253ZM243 216V214H242ZM258 216H263V214L261 213V215H258ZM115 217V216H114ZM117 217V216H116ZM119 217V216H118ZM148 217V215L146 216ZM232 217V216H231ZM254 217V216H253ZM252 217V219H253ZM41 218V217H40ZM224 218V217H223ZM227 218V217H226ZM234 218V217H233ZM262 218V217H261ZM35 219V218H34ZM76 219V218H75ZM142 219V218H141ZM150 220L151 218H147L146 220ZM222 219V218H220ZM232 219V218H231ZM37 220V219H35ZM77 220V219H76ZM137 218L135 217V215L131 214L130 216L126 217L123 215V212L120 213V221L118 224H121L122 226H126L127 229H132L135 230V222H136ZM145 220V219H144ZM145 220V221H146ZM236 220V218H235ZM239 220V219H238ZM264 220V219H263ZM229 221V220H228ZM253 221V220H252ZM256 221V220H255ZM42 222V221H41ZM262 222V220H261ZM36 223V222H35ZM140 223V222H139ZM200 223V222H199ZM203 223V222H202ZM201 223V224H202ZM227 223V222H226ZM230 223V222H229ZM233 223V222H232ZM116 224V223H115ZM204 224V223H203ZM218 224V223H217ZM235 224V222H234ZM253 224V223H252ZM256 224V223H255ZM77 225H78V222H77ZM137 225V224H136ZM224 225V224H222ZM221 225V226H222ZM230 225V224H228ZM227 225V226H228ZM237 225V224H236ZM238 225H239V222H238ZM263 225V224H262ZM199 226V225H198ZM219 226V225H218ZM226 226V224H225ZM44 227V226H43ZM139 227V225H138ZM204 227V226H203ZM232 227V226H231ZM242 227V226H241ZM240 227V228H241ZM199 228V227H198ZM260 228V227H259ZM38 229V227H37ZM36 231L38 232V234L41 232L42 230V227H39V229ZM200 229V228H199ZM207 229V228H205ZM233 229L234 226H233ZM199 231V230H198ZM203 231V230H201ZM200 231V232H201ZM260 231V230H259ZM262 231V230H261ZM199 232V233H200ZM132 233V232H131ZM181 233V232H180ZM248 233V232H247ZM259 233V232H257ZM44 234V233H42ZM46 234V233H45ZM206 234V233H205ZM260 234V233H259ZM182 235V234H181ZM249 235V233H248ZM251 235V234H250ZM261 235V234H260ZM263 235V234H262ZM261 235V236H262ZM39 236V235H38ZM206 236V235H205ZM260 236V237H261ZM259 237V235H258ZM44 238V237H43ZM107 238V237H106ZM237 239V238H236ZM115 241V240H114ZM172 242V241H171ZM46 244V240L44 242ZM174 243V242H173ZM9 244V243H8ZM18 244V243H17ZM170 244V243H169ZM169 246V245H168ZM6 250L5 252H2L1 251V255H6L4 257H8V256H14L13 253H16L15 252V246L14 247H8V245H6ZM173 249V248H172ZM17 250V249H16ZM160 250V249H159ZM163 250V249H162ZM171 251V250H170ZM182 251V250H181ZM179 250V252H181ZM173 252V251H172ZM175 252V251H174ZM17 255V254H16ZM173 255V254H172ZM175 255V254H174ZM178 255V254H177ZM178 260H180L178 258ZM176 261V260H175ZM178 262V261H177Z\"/></svg>",
	"mask_w": 264,
	"mask_h": 264
},
{
	"label": "water",
	"instance_id": "3",
	"mask_svg": "<svg viewBox=\"0 0 264 264\" xmlns=\"http://www.w3.org/2000/svg\"><path fill=\"white\" fill-rule=\"evenodd\" d=\"M41 4L38 1H33L30 5L31 9L37 10L40 8Z\"/></svg>",
	"mask_w": 264,
	"mask_h": 264
}]
</instances>
